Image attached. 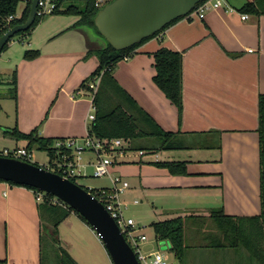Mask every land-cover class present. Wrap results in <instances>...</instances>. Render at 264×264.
<instances>
[{
    "label": "crops",
    "instance_id": "1",
    "mask_svg": "<svg viewBox=\"0 0 264 264\" xmlns=\"http://www.w3.org/2000/svg\"><path fill=\"white\" fill-rule=\"evenodd\" d=\"M69 7L70 2L63 4L59 13L40 21L29 39L20 40L22 45L29 44L28 49L13 51L12 41L7 45V63L0 67V140L11 148L32 144L36 153L37 146L17 139L15 131L35 132V137L52 143L58 139L82 142L89 134L93 122L89 115L96 116L88 89L93 79L83 82L99 68L96 50L101 42H89V32L77 24L81 16L64 13ZM162 48L183 55L181 113L154 82V55ZM29 50L36 55L25 57ZM113 77L120 92L171 135L166 148L145 150L157 154L159 162L151 155L140 157V150H134L129 141L130 150L114 159L112 175L130 183L124 202L129 205L132 199L133 206L148 203L156 219L151 223L155 238L154 223L193 216L192 229L199 227L190 236L195 241L185 250L183 264H264V254L260 262L246 248H212L201 241L208 227L204 223L211 222L208 218L215 210L223 209L233 217L261 214L259 98L264 95V0H224L222 9L209 11L203 20H178L120 61ZM105 89L100 83L97 92L106 97ZM96 161L93 151L83 153L82 181L90 184ZM160 162L185 163L187 174L174 175L159 166ZM95 179L107 182L97 188L112 186L108 177ZM88 184L84 187L92 188ZM40 202L34 190L0 180V264H43ZM79 228L88 229L102 245L74 211L58 226L60 240L67 244V238L78 239ZM143 233L149 238L145 229ZM68 252L78 264H85L82 260L88 255L83 246H72Z\"/></svg>",
    "mask_w": 264,
    "mask_h": 264
},
{
    "label": "trees",
    "instance_id": "2",
    "mask_svg": "<svg viewBox=\"0 0 264 264\" xmlns=\"http://www.w3.org/2000/svg\"><path fill=\"white\" fill-rule=\"evenodd\" d=\"M21 1L22 0H0V36L12 26L22 24L27 20L32 0H28L25 11L20 18L13 20L10 24L11 27L6 26L7 18L12 15H17L18 6ZM73 1L74 0H62L63 4L70 2L69 10L64 13L74 14L75 12L80 15L81 19L77 23L78 27L88 26L90 28H95L93 20L99 10V8L95 7L96 0H78L81 2L80 5L73 4ZM59 12L60 11H57L56 13ZM180 19L182 18L170 23L164 30ZM40 21V18H36L34 25L29 30L20 33L23 35L22 39H29L32 30ZM148 39L123 51H117L110 45L105 49L96 50V54L100 61L99 68L92 74V77L86 80V82L84 81L83 84L88 83L91 79H95L98 75L102 74L101 84L106 87L105 91L107 90L106 92H108L109 98L106 99V97L102 95H105V93L101 91L97 92L95 95L93 102L96 108V119L88 126V133L91 136L99 139H124L133 144L132 147L134 150L153 151L154 149V151H157L161 147L166 148L167 138L170 134L162 132L161 129L153 124L150 117L128 96L124 95L125 92L121 90V92H123L122 94L113 77V70L116 65L125 58L128 59L131 57L136 48ZM6 48L7 46L5 49ZM34 55H36V52L29 50L26 52L25 57L32 58ZM154 57L156 68L154 82L172 103L178 107L181 113L183 110V55L180 52L162 48L155 53ZM105 100H107L108 104H105L106 106H104ZM259 117L261 214L256 217H233L226 215L223 209L215 210L208 218L211 222L206 223L207 220L205 223L203 222L204 224H208V227H206V236L201 237V241L205 243L206 247L212 248H246L262 262L261 258L263 257L262 254H264V95H261L259 98ZM13 136L19 140H29L30 143H34V145L37 146L36 149L46 151L50 157V166L53 164V159L56 158L53 148L55 142L52 143L51 140L37 138L35 137V132L27 135L15 131L13 132ZM145 138L156 139V142L151 144L142 143L141 141ZM59 140L64 139H58L56 141ZM31 145L32 144L28 146V149L33 151L35 147ZM34 164L39 165L36 162ZM157 164L161 167L168 168L174 175L187 174L185 163L160 162ZM25 187L34 190L35 193H40L31 187ZM54 200L55 198L52 195L44 194V198L40 202L43 232L42 263L44 264L46 249L49 253H52L51 248L53 247L52 249L56 251L58 264H77L62 246L58 234V226L74 210L62 202ZM80 217L86 221L82 216ZM192 217L193 216L187 218L179 217L153 224L156 238L170 242L171 251L181 264L184 263L185 250L194 245L195 240L190 236L192 232L193 234L196 233L198 230L194 231V229L199 227V225H196V227L192 229ZM45 220H47V222ZM46 231L49 232L47 235ZM201 232H203V230H201ZM45 237H48L50 243V245H47V248L45 245Z\"/></svg>",
    "mask_w": 264,
    "mask_h": 264
},
{
    "label": "water",
    "instance_id": "3",
    "mask_svg": "<svg viewBox=\"0 0 264 264\" xmlns=\"http://www.w3.org/2000/svg\"><path fill=\"white\" fill-rule=\"evenodd\" d=\"M38 1L32 0L24 23L12 26L0 36V55L17 34L34 25ZM204 1L111 0L99 8L93 20L95 28H81L89 32V42L100 40L99 50L110 45L117 51H123L155 36L175 20L187 17ZM0 180L52 195L74 210L95 230L113 264H140L116 220L85 187L46 167L4 156H0Z\"/></svg>",
    "mask_w": 264,
    "mask_h": 264
},
{
    "label": "built area",
    "instance_id": "4",
    "mask_svg": "<svg viewBox=\"0 0 264 264\" xmlns=\"http://www.w3.org/2000/svg\"><path fill=\"white\" fill-rule=\"evenodd\" d=\"M107 0H96L95 7L101 8L105 5ZM62 0H39L37 6L36 18L43 20L57 11L62 9ZM224 0H206L197 5V7L187 16L191 19L203 20L206 14L211 10L222 9ZM232 10V9H227ZM17 15H12L6 20V26H10L11 22L15 20ZM11 27V26H10ZM26 39L22 41L25 42ZM127 58H125L126 60ZM102 80V74L98 75L90 83L88 89L92 95L93 101L97 93L98 87ZM94 104V102H93ZM94 109L95 106H94ZM96 116L90 113L89 120L94 121ZM55 156L53 164L51 165L53 172L76 182L84 176L80 161L83 153L86 151H93L97 156V161L93 166L92 177L94 178H110L111 187L103 188H86L98 200H100L108 212L116 220L117 224L124 233L127 241L134 249L140 264H170L168 256L161 251L154 249L146 250V246L151 241L148 236L143 233L146 226H137L133 218L126 217L125 210L129 207L123 196L130 188V183L122 176H113L111 168L114 165V159L117 156H124L130 150V143L124 139H99L88 134L86 138L79 142L75 139H64L56 141L54 146ZM140 157L151 155L155 162H159L160 158L153 152L140 150L138 152ZM0 156L24 160L30 163H35L36 154L28 148H12L0 150ZM37 199L42 201L44 193H36ZM54 201H57L55 199ZM138 204L139 201H135Z\"/></svg>",
    "mask_w": 264,
    "mask_h": 264
},
{
    "label": "rangeland",
    "instance_id": "5",
    "mask_svg": "<svg viewBox=\"0 0 264 264\" xmlns=\"http://www.w3.org/2000/svg\"><path fill=\"white\" fill-rule=\"evenodd\" d=\"M107 1H111V0H107ZM25 2H26V0H22L20 2L17 12L21 13V11L23 10V8L25 6ZM80 4H81V2L77 3V5H80ZM21 39H22V35L17 34L11 40L12 43H10L9 46H12L13 51L29 48V44L22 45L20 43ZM7 48L0 55V67L5 66V64L7 63L6 60L8 58V55H7L8 53H5L9 49V48L8 49ZM4 61H5V63H4ZM3 91L4 90H2V88H1V92H3ZM102 95L105 96L104 94H102ZM107 95H108V92H107ZM2 97H1V99H2ZM107 98H109V95L106 96V99ZM7 146L10 147L4 141L0 140V149H3L4 147H7ZM10 149H12V148L10 147ZM35 154H36V161H35L36 163H38L40 166H43L45 164L47 169H49V170L52 169L50 164H48L49 158H48L46 152H43L41 150L36 149ZM89 175H91V174H89ZM77 183L83 187L86 186V184H88V182L86 183L85 181H82V179H79L77 181ZM89 183L90 184H88V185H90L92 188H97V186L105 185L107 182L103 179L99 180V179L92 178ZM137 198L139 201L142 199L140 196H137ZM128 204H129V207L125 210L126 217L127 218L128 217L133 218V220L135 221V223L138 227L139 226H146L145 230H146V233L149 235V238H150L149 240L151 242L148 243V245L144 246V248L146 250L154 249L155 251H161V252L165 253V255L168 256L170 264H180L179 260L176 259L173 252L171 251L170 242L167 240H159V239L155 238L153 231L151 229V223L156 221V219L153 215V212L151 211V208L147 209L148 203L146 201H144V203L140 204L139 206H133V205H131L132 204V199H131V201H128ZM45 219H47V218H45ZM45 221L47 222V220H45ZM82 221L87 223L83 219H82ZM90 228L96 234V238H98L100 240L102 245H100V243H98L97 241L92 239V237L87 233L88 229L79 228L76 231L78 239L73 238V240H70L69 238H67L68 241L70 242V243L67 242V244H66V242L61 240L62 246L64 247L65 250H67V252H68V248H72V246H75V247L77 245L83 246L85 248V254L88 255V257H85L86 261L82 260L85 264H113L109 254H108V251L106 250L102 240L100 239V237L97 235V233L95 232V230L91 226H90ZM48 233L49 232L46 231V235ZM77 242H79L80 244H78ZM74 243H77V244L74 245ZM45 245H46V248H47V245H50L48 237H45ZM50 248H51V246H50ZM52 248H51L52 253H49V251H47V249H46V253L44 255V264H58L56 251L53 250ZM104 250H106V251H104ZM106 252L108 255L106 254Z\"/></svg>",
    "mask_w": 264,
    "mask_h": 264
}]
</instances>
